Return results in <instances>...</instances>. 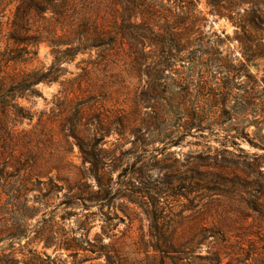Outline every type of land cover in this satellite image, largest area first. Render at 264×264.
<instances>
[{"label":"rangeland","instance_id":"374dc122","mask_svg":"<svg viewBox=\"0 0 264 264\" xmlns=\"http://www.w3.org/2000/svg\"><path fill=\"white\" fill-rule=\"evenodd\" d=\"M195 2L178 23L182 3L163 0L152 34L134 41L121 0H83L74 23L96 25L107 44L74 55L68 26L50 15H33L28 34L41 42L26 46L8 39L16 3L3 12L0 92L41 79L0 104V185L28 189L29 249L105 264L88 248L74 260L44 247L51 228L56 238H102L124 264H264V0H222L220 14ZM20 50L30 54L8 61ZM79 145L106 167L103 204L81 199L97 186L82 179Z\"/></svg>","mask_w":264,"mask_h":264},{"label":"trees","instance_id":"16d2710c","mask_svg":"<svg viewBox=\"0 0 264 264\" xmlns=\"http://www.w3.org/2000/svg\"><path fill=\"white\" fill-rule=\"evenodd\" d=\"M83 0H0V33L2 30V21L4 17L3 12H5L13 3H16L14 11L11 13V17L7 20V25L10 27L8 32V39L15 44H26V46H36L41 42V35H29L30 31V20L33 15H36L43 21H47L46 15H50L52 21L56 24L66 25L67 34L66 45L69 47L66 50L68 55H74L78 52L86 51L92 48H101L107 44L106 35L103 31L98 29L94 24H90L88 20H83L82 22L76 24L74 23V16L78 13V4ZM103 1V0H101ZM163 0H121L123 5V15L122 18L127 24V27H131L136 30V33H130L129 37H132L134 41L138 38L145 37V34H152L153 27L150 23L151 17L157 12L158 8L162 9L161 4ZM171 1V0H167ZM248 2L249 0H239V2ZM174 2L182 3L179 6L180 11L175 14V20L178 23H183L185 19L191 17L195 11V0H174ZM222 0H206L207 5L211 8L214 13L220 14L222 6ZM184 6V7H182ZM237 5L232 3L229 7L225 8L229 13L232 12V8ZM248 10H245V12ZM140 16L142 22L135 25L131 23V20ZM165 30H173L175 27L169 25L168 22L165 23ZM240 28L245 30L244 25L241 23ZM138 32V33H137ZM49 44L51 46H57L59 43L55 39H50ZM25 55L30 54L29 51L24 50ZM20 50L17 57H11L9 60H16L20 58L23 54ZM3 56V54H0ZM4 57V56H3ZM41 79L34 76L27 80L22 87H20L18 93H12L11 95L2 94L0 92V104L4 106L7 103V99H13L22 96L25 90L32 88L35 84L40 82ZM152 90L156 91L160 88V84H152ZM15 110L19 111V107H14ZM79 150L84 156L82 160V172L81 176L83 180H94L97 186V191L90 193L89 197H81L83 202H96L103 204L107 202V196L110 186L107 181V174L105 173V166L96 162L90 161V154L86 153L81 145H79ZM88 164V167H86ZM6 184L0 185L3 187V193L6 198L4 201L0 199V264H67L65 260L60 258L51 259L49 256L44 255L42 257L40 254L36 253L34 250L29 249V245L34 243L36 238L27 239L28 233L30 232L27 220L33 216L31 208L27 206L25 199V192L28 190L23 181L18 184H10L8 187ZM87 187V186H86ZM67 198L60 205H64V209L68 208ZM21 205V206H19ZM35 212V211H34ZM62 220H64L62 218ZM51 228L48 230L49 235L44 242V247H55L60 251H65L69 253L72 259H76L78 252L88 251L95 254L97 257L103 256L105 264H124L123 258L117 250H113L109 245L104 244L102 238L97 237L93 242L87 239H77L75 237L66 236L67 233L64 232L61 237H53L51 234ZM22 239H26V243L21 245ZM14 244H17L19 249H14ZM173 250V247H169ZM25 253H22L24 252ZM156 250L164 252L163 248L158 246ZM22 254V259H17L15 254Z\"/></svg>","mask_w":264,"mask_h":264}]
</instances>
